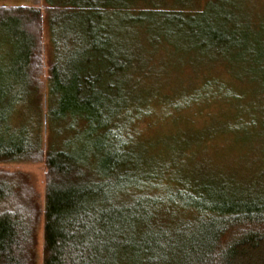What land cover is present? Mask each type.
<instances>
[{
  "label": "rangeland",
  "instance_id": "obj_1",
  "mask_svg": "<svg viewBox=\"0 0 264 264\" xmlns=\"http://www.w3.org/2000/svg\"><path fill=\"white\" fill-rule=\"evenodd\" d=\"M73 2L105 11L99 16L89 9L65 14L52 9ZM2 5L42 9L39 80L46 82L55 60L63 81L80 85L85 96L94 89L106 93L103 116L110 122L108 129L114 128L128 141L134 177L138 171L133 164L149 176L157 175L153 171L157 169L192 182V190L206 182L239 196L264 189V0H0ZM48 6L58 17L55 29ZM103 22L107 36L96 43L107 39L102 49L95 50L83 28ZM206 27L213 29L219 43L203 33ZM62 40L68 41L63 51ZM13 50L9 36L0 32L3 87L9 85ZM20 104L12 111L10 123L31 125L34 116L48 148L53 142L60 148L91 149L103 132L96 127L91 134L90 121L76 119L78 115L49 123L46 131L37 104ZM1 107L9 110L7 100L0 101ZM1 128L4 131L3 124ZM95 153L87 154L92 165L98 159ZM0 174L20 178L42 208L43 161L0 162ZM42 227L41 216L37 264L42 257Z\"/></svg>",
  "mask_w": 264,
  "mask_h": 264
},
{
  "label": "trees",
  "instance_id": "obj_2",
  "mask_svg": "<svg viewBox=\"0 0 264 264\" xmlns=\"http://www.w3.org/2000/svg\"><path fill=\"white\" fill-rule=\"evenodd\" d=\"M50 8L55 29L58 17ZM52 9L61 14L89 9L99 16L104 10L74 2ZM42 23L39 7L0 6V32L9 36L14 49L9 85L0 86V101L9 104L8 111L0 109V162L43 161L46 167L42 208L20 178L0 174V264H37L41 216V264H264V189L239 196L206 182L192 190V182L157 169L152 170L158 176H149L135 164L134 177L128 141L114 128L109 130L110 122L103 116L106 93L94 89L85 96L80 85L63 81L55 60L46 82L39 80ZM83 30L92 37L91 48L104 47L107 38L96 43L107 36L104 22L86 24ZM212 30L206 27L203 33L217 44ZM53 39L58 53L55 31ZM67 42L62 40L61 51ZM56 94L60 97L52 105ZM27 101L36 103L38 115H44L46 131L49 123L69 115L90 121L91 134L96 127L103 129L96 146L79 151L55 147L53 142L49 148L43 146L34 116L30 126L10 123L15 106ZM90 151L98 156L95 165L87 156Z\"/></svg>",
  "mask_w": 264,
  "mask_h": 264
}]
</instances>
